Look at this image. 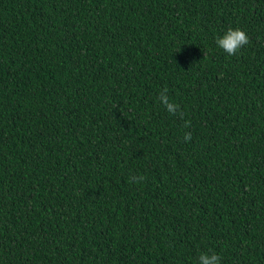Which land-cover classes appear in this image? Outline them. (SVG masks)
Instances as JSON below:
<instances>
[{"label":"trees","instance_id":"1","mask_svg":"<svg viewBox=\"0 0 264 264\" xmlns=\"http://www.w3.org/2000/svg\"><path fill=\"white\" fill-rule=\"evenodd\" d=\"M212 253L264 264V0H0V264Z\"/></svg>","mask_w":264,"mask_h":264},{"label":"clouds","instance_id":"2","mask_svg":"<svg viewBox=\"0 0 264 264\" xmlns=\"http://www.w3.org/2000/svg\"><path fill=\"white\" fill-rule=\"evenodd\" d=\"M248 43H249V38L247 34L239 28L237 29L229 28L222 37H218L216 39L217 47L221 48L230 56L236 55L238 51ZM179 51L180 50H178L177 52ZM158 99L164 104L166 110L169 113L171 114L176 113L178 106L169 101L166 95V90L160 93ZM190 136H191L190 133L186 134L185 140L190 139ZM140 179H143V177H141ZM199 264H220V257L215 253H212L211 255L201 254L199 256Z\"/></svg>","mask_w":264,"mask_h":264}]
</instances>
